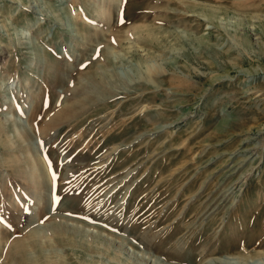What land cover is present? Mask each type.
Returning <instances> with one entry per match:
<instances>
[{
  "label": "rangeland",
  "instance_id": "1",
  "mask_svg": "<svg viewBox=\"0 0 264 264\" xmlns=\"http://www.w3.org/2000/svg\"><path fill=\"white\" fill-rule=\"evenodd\" d=\"M0 19V264H264V0Z\"/></svg>",
  "mask_w": 264,
  "mask_h": 264
},
{
  "label": "bare ground",
  "instance_id": "2",
  "mask_svg": "<svg viewBox=\"0 0 264 264\" xmlns=\"http://www.w3.org/2000/svg\"><path fill=\"white\" fill-rule=\"evenodd\" d=\"M1 20V19H0ZM11 34V33H10ZM1 84V83H0ZM24 103H23V105L21 106V108H24L25 106H27V105H29V103L30 102H27V99L26 100H24L23 101ZM26 102V103H25ZM21 104V103H20ZM20 108V109H21ZM26 114V113H25ZM25 116V115H24ZM26 118V117H25ZM25 118H22V120H24ZM26 121V120H25ZM25 125H26V123H25ZM246 141V140H245ZM220 231H221V229L220 228H217L216 229V231H215V234L216 233H220ZM95 237V236H94ZM25 238V237H24ZM72 239V238H71ZM246 255H248V254H246ZM7 257V256H6ZM262 257V256H261ZM237 259H239V261H240V259H242V258H245V256H244V254H242V256L240 255V256H238V257H236ZM246 259V258H245ZM245 259H243V260H245ZM46 260V259H45ZM242 260V261H243ZM50 261V260H49ZM39 262H40V260H39ZM47 262L45 261V264H46ZM58 263H60V262H58ZM245 263V262H244ZM47 264H49V263H47Z\"/></svg>",
  "mask_w": 264,
  "mask_h": 264
}]
</instances>
